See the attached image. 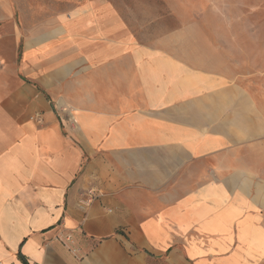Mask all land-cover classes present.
<instances>
[{
	"label": "crops",
	"instance_id": "1",
	"mask_svg": "<svg viewBox=\"0 0 264 264\" xmlns=\"http://www.w3.org/2000/svg\"><path fill=\"white\" fill-rule=\"evenodd\" d=\"M261 16L222 37L205 16L199 53L136 40L107 0L21 19L0 56V264H264Z\"/></svg>",
	"mask_w": 264,
	"mask_h": 264
},
{
	"label": "rangeland",
	"instance_id": "2",
	"mask_svg": "<svg viewBox=\"0 0 264 264\" xmlns=\"http://www.w3.org/2000/svg\"><path fill=\"white\" fill-rule=\"evenodd\" d=\"M92 1L95 0H9L11 22L7 26L0 27V56L3 59L12 56L11 58L14 59L19 53L21 19L26 22L22 25L23 28H34L35 19L49 22L56 14H68L72 9ZM107 1L124 14L125 21L136 40L141 42L145 39L164 38L175 40L177 43H181L179 40H182V44L186 42L187 47L183 45L173 48L178 49L180 53L200 52L199 30L201 34L211 37L212 29L206 27L205 22L202 21L205 20V16H208L206 18L208 20L211 14L215 16L216 37H222L224 32L228 35L234 34L240 21H247L246 18L254 20L262 15L264 19V4L259 11L255 4L258 0ZM260 2L264 3V0ZM212 6L216 7L218 12H206ZM176 9L181 10L183 14L177 13ZM184 10L187 11L186 14ZM206 25L211 26L209 22Z\"/></svg>",
	"mask_w": 264,
	"mask_h": 264
}]
</instances>
